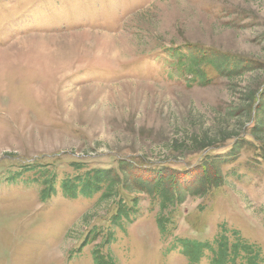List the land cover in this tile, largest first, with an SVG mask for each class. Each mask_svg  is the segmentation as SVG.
<instances>
[{
  "label": "rangeland",
  "instance_id": "rangeland-1",
  "mask_svg": "<svg viewBox=\"0 0 264 264\" xmlns=\"http://www.w3.org/2000/svg\"><path fill=\"white\" fill-rule=\"evenodd\" d=\"M184 44L232 60L187 83L161 49ZM263 89L264 0H0V264H189L176 240L219 233L264 264ZM114 159L165 166L180 203L61 192Z\"/></svg>",
  "mask_w": 264,
  "mask_h": 264
},
{
  "label": "trees",
  "instance_id": "trees-1",
  "mask_svg": "<svg viewBox=\"0 0 264 264\" xmlns=\"http://www.w3.org/2000/svg\"><path fill=\"white\" fill-rule=\"evenodd\" d=\"M164 53L172 59L168 68V74L182 73L183 76H191V79L187 83L199 80L201 84L208 83L210 80L207 77L205 67L209 66L215 70L217 74H222L226 69L223 66L232 58L225 56L224 54H217L215 52H204L202 48L197 45L184 44L181 47L171 45V47L162 46ZM235 63L231 66L235 69ZM264 91V89H263ZM264 94L257 97L263 99ZM256 98V99H257ZM249 136V135H248ZM250 137V136H249ZM251 139V138H250ZM252 140V139H251ZM247 140V141H251ZM253 141V140H252ZM114 168L107 169H85L84 163L71 162V167L74 171H83L82 173L75 174L74 176L68 175L60 182L61 192L65 197L76 198L77 195L84 197H91L101 191L102 196H110L116 194V188L118 186L123 187L126 190L136 189L137 192L146 193L149 196L155 195L160 199L159 206L165 208L167 206H177L181 201L182 192L184 188L179 184V180L175 179L170 187L164 185L163 180L167 179L166 171L163 169L165 166L161 164L154 165L159 167L150 173L149 176L143 174H133L130 169V164L124 159H114ZM209 168L204 170V174L200 178L193 180L197 186H203V189L208 191L211 187L216 188L221 184L220 179L222 177L218 174H209ZM188 189V188H186ZM191 191H190V190ZM192 194L197 193V189L189 188ZM47 191V190H46ZM185 192V191H184ZM45 192H40V198L45 199ZM203 193V194H204ZM135 202V200H133ZM120 215H124L121 212L122 205L119 204ZM158 228L163 230V223L158 218ZM177 245L181 247L184 256L187 258L189 264H197L205 252L209 253V264H234L237 258L245 260V264H256L258 258L257 252L253 250V244H249L241 238H235L231 242L223 234H217L211 241H198L194 239H177Z\"/></svg>",
  "mask_w": 264,
  "mask_h": 264
}]
</instances>
